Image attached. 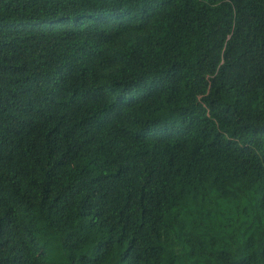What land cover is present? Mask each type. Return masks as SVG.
<instances>
[{
	"label": "trees",
	"instance_id": "trees-1",
	"mask_svg": "<svg viewBox=\"0 0 264 264\" xmlns=\"http://www.w3.org/2000/svg\"><path fill=\"white\" fill-rule=\"evenodd\" d=\"M0 264H264V0H0Z\"/></svg>",
	"mask_w": 264,
	"mask_h": 264
}]
</instances>
